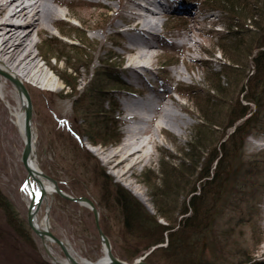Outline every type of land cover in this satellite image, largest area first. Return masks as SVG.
<instances>
[{"label":"rangeland","instance_id":"1","mask_svg":"<svg viewBox=\"0 0 264 264\" xmlns=\"http://www.w3.org/2000/svg\"><path fill=\"white\" fill-rule=\"evenodd\" d=\"M143 1L151 4L150 0ZM180 1L192 11L154 14L161 20L160 30L145 37V45L140 46L147 52L140 78L125 69L135 55L129 48L132 45L130 33L125 29L130 0H122L124 8L119 12L118 0L75 6L72 10L80 16L71 13L58 25L52 24L49 30L36 34L38 45L33 49L45 72L41 74L36 67L35 75L26 76L25 86L33 103L35 153L40 169L57 178L65 191L94 199L100 209V224L114 252L127 261L139 257L147 259L157 246H166L169 236L165 233L163 242L149 245L155 237H151L153 230L140 223L129 226L124 222L116 202V188L130 192L161 223L167 220L157 211V203L169 216L181 217L179 210L183 200L189 198L188 190L196 180L202 155L212 149L226 130L227 136L236 126L226 128L230 107L227 95L237 83L238 71L232 72L230 79L223 74L219 76L223 86L219 97L215 98L209 88L212 81L218 83L215 71H222L226 61L218 46V37L227 29L226 13L214 6L213 0ZM82 15L87 19H82ZM186 43L191 49L186 48ZM238 55L243 56L239 52ZM176 67L180 70L175 74ZM252 69L250 65L249 73ZM3 79L6 80L0 75V190L13 205L16 232L23 251L30 258L35 256L39 263L42 260L41 263L59 264L55 258L61 261L66 258L60 245L56 242L49 245L50 253L28 224L31 192L28 170L22 159L25 141L12 114L20 100L13 81L7 78L4 86ZM138 84L156 91L165 99L167 107L185 115L190 125L183 134L165 126L158 134L160 143L154 145L153 141H146L137 154L142 158L136 155L127 159L123 164L133 165L119 174L120 168L106 161V154L122 145L128 122L123 117L125 112L120 99L130 95L142 98L144 93ZM198 96L201 101L210 98V102L205 103L206 110L211 120L223 123L222 128L212 130L208 122L204 123L196 104ZM54 108L58 116L52 113ZM154 123H149L151 130ZM200 123L205 127H200ZM150 132L144 135L147 137ZM13 137L16 139L12 143L10 138ZM115 137L118 140L113 142L111 139ZM139 144L135 142L129 151L137 149ZM236 152L229 161L233 172L254 167L247 175V186L241 187L248 199L241 202L235 199L240 187L232 183H238L241 177L234 176L224 189L217 184L206 188L207 194L200 201L202 207L196 217L203 222L201 228L186 227L180 248L156 249L153 254L162 264H198V261L202 264H264V131L245 135L244 144ZM197 187L199 191V182ZM47 209L50 228L70 244L73 254L91 260L104 255L89 207L53 192L39 207L40 219L47 215ZM6 211L0 205V252H13L16 256L15 247L11 246L9 251L2 245L4 234L12 230ZM5 262L1 254L0 264Z\"/></svg>","mask_w":264,"mask_h":264},{"label":"trees","instance_id":"2","mask_svg":"<svg viewBox=\"0 0 264 264\" xmlns=\"http://www.w3.org/2000/svg\"><path fill=\"white\" fill-rule=\"evenodd\" d=\"M213 2L215 3L214 6L223 10L227 17V29L218 37V46L222 50L226 61L223 63L222 71H215L218 76V83L212 81L209 88L214 91L213 96L215 98L219 97L218 94L222 95L223 92L219 76L223 74L230 79V74L238 71V80L235 85L238 86L240 84V86L236 89L234 85L231 93L227 95V103H230V107L228 108L226 128L228 129L233 124H236V126L227 136L226 133L228 132L226 130L220 139L215 142L212 149L207 151L206 155H202L204 158L202 161L200 160V169L197 171L196 180L188 190L189 198L183 200V205L179 210V213L182 214L181 217L178 215L176 217L169 216L157 203V211L167 220L165 224L161 223L155 217L156 215L149 213L130 192L119 186L115 192L116 202L121 209L124 222L129 226L140 223L143 226L145 225L144 228L153 230L151 237H155L150 240L149 245L163 242L165 233L168 234L166 246H157L147 257L148 261L155 264H162L161 260L153 254L156 249L167 251L174 247L175 249L176 247L180 248L182 244L181 235L186 227L190 226L196 230L201 228L203 222L200 223L196 217L202 207L200 201L207 194L206 188L217 184L218 188L224 189L226 188V183L229 180L232 181L234 176L241 177L242 179L238 183H232L240 187L235 199H237V202L248 199L246 191L241 187L247 186V175L253 171L252 168L254 167L252 166L249 169L242 168V171L238 170L235 172L234 170L233 172L229 161L232 156L235 157L237 155L236 151L244 144L245 135L264 131V0H213ZM238 52L242 53L243 56H239ZM250 65L253 66V69L249 73ZM208 94L211 93L208 91ZM209 102V97L203 101L200 100L199 96L196 98V104L205 119L204 123L208 122L210 128H213L212 130H215L216 127L222 128V122L211 120V116L205 107V103ZM200 127H205V125L200 123ZM117 138L115 137V139L111 140L115 142L118 140ZM92 140L95 143L97 142L95 139ZM107 140L103 139L104 142ZM200 158L201 155L199 156ZM198 182L199 191H197ZM0 205L7 210L6 213L12 229L4 234L6 237H4L2 245H6L5 250H12L10 249L11 246L18 250L16 256L13 255V252L3 251L4 253H2L1 251L0 253L4 255L5 263L46 264L41 263L42 260L40 259L39 263L35 256L30 258L23 251L21 241L16 232L17 220L15 219V212L12 210L13 205L1 190ZM6 229L9 230V228ZM13 257L15 262H13ZM198 264L202 263L198 261Z\"/></svg>","mask_w":264,"mask_h":264},{"label":"bare ground","instance_id":"3","mask_svg":"<svg viewBox=\"0 0 264 264\" xmlns=\"http://www.w3.org/2000/svg\"><path fill=\"white\" fill-rule=\"evenodd\" d=\"M118 1L119 5L117 9L119 12V9L124 8V5L122 4V0ZM130 2L131 6L126 8L130 15L126 19L125 29L130 33L131 37L129 38V41L132 45H130L129 48L135 55L133 58L129 59L125 69L131 71L135 76L140 78L144 71L141 66H144L147 62V60H144L147 52L142 50L140 46L145 45V37H148L154 32H159V24L161 20L154 17V14L159 13L149 8L147 6L148 4L143 0H130ZM159 2L161 3L160 0ZM93 3L99 4L101 3V0H0V68L17 77L24 85L26 82V76H33L37 73L35 69L36 67L41 74L45 72L44 67L40 66L37 54L34 53L33 49L34 46L38 45L35 37L36 34L38 35L41 32L43 33V31L49 30L52 24L58 25L59 22L64 21V18L71 13L80 16L78 12L72 10L75 6L82 4L92 5ZM150 3V7L160 5L157 0H150ZM81 18L87 19L86 16ZM114 24L117 25V23ZM187 45L186 48L191 49V46L188 45L187 47ZM179 70L180 69L176 67L175 74L176 71L179 72ZM0 75H3L6 79H3L1 82V84L5 86L8 83L7 78L9 77L2 71H0ZM56 91L60 92L61 90L56 89ZM17 93L20 104L13 109L12 114L13 120L25 141V139H27V134L25 131L26 122L24 103H27V98L22 93L20 94L18 88ZM151 97H154V95L151 94ZM156 97L158 98L156 99ZM156 97L148 98L147 95H143L142 98H137L130 95L127 96L126 101L122 103V109L123 112H125L123 117L128 122L126 136H124V140L120 147L111 149L108 154H106V161L111 162L113 167L117 166L120 168L119 174H124L131 168L133 163H123L127 159L136 157V155L139 154V151L143 150L146 141L151 140L154 145L160 143L158 134L166 129L165 126L183 134L186 131V128L190 125V120H188L185 115L175 111L173 108L167 107L165 99L157 96V93ZM168 97L172 98L171 95ZM179 105L182 104L179 103ZM52 113L58 116V112L55 108ZM150 121L155 122L152 130L149 124ZM31 130L32 139H36V126L32 118ZM149 130H151V132ZM147 132L150 133L146 137L144 133ZM10 139L13 143L16 138L13 137ZM137 141L140 142L137 149L129 151L132 145ZM35 152L36 147L34 143L33 150L30 153L29 162L34 168L40 169ZM137 158L141 159L142 156L137 155ZM42 180V183L48 192L47 195L53 194L55 191L53 189L52 181L44 177H42ZM34 187L38 192V184H35ZM135 190L139 195L141 194L139 190ZM141 198H143L142 194ZM37 213V223L50 226V220H47L46 216L42 217V219L39 218V208ZM46 243L49 247L54 241L50 238H46ZM65 243L70 246L67 241H65ZM84 259L87 263L91 264L101 262L105 259V252L104 255L97 260Z\"/></svg>","mask_w":264,"mask_h":264},{"label":"water","instance_id":"4","mask_svg":"<svg viewBox=\"0 0 264 264\" xmlns=\"http://www.w3.org/2000/svg\"><path fill=\"white\" fill-rule=\"evenodd\" d=\"M0 71L5 73V75L8 76L13 81V83L17 86L20 94L22 93L27 98L26 100L27 103H24L25 122H26L25 131L27 134V139H25V146H24L23 155H22L23 163L28 170L27 183L29 185L30 192H31V198L28 202L27 220H28V224L31 227V229L41 237L43 244L45 248L47 249V251L51 253L46 243V238H50L54 242L60 245V247L62 248L66 256L64 261H61L58 258H55L57 263L59 264H85V263L91 264V263H87L85 259H79V257L73 254L71 252L70 246H68V244L65 243L64 239L56 235L52 231L49 225L47 224L40 225L39 223H37L36 214H37L38 208L41 206L43 200H45L47 193H48L45 186L42 183L43 181L42 177L47 178L48 180L52 181L54 191L58 192L60 195L64 196L65 198L71 199L73 201L79 202L82 205H86L93 210L97 230L102 240L103 248L105 252L104 261L97 262L94 264H155V263L148 261L145 257H139L131 261H127V260H123L119 258L113 250V245L111 243V240L108 234L104 231L103 227L100 224V211L94 199L91 198L89 195H85V194L74 195V194H71L65 191L60 186L59 180L57 178H54L50 176L49 174L45 173L44 171H42L41 169L34 168L32 166V164L29 162L30 153L33 150V145H34V142H33L34 139H32V130H31L33 103H32L30 93L28 89L25 87V85L22 83V81L19 80L17 77L13 76L11 73L1 68H0ZM34 182L38 184V188H39L38 192L36 191L34 187ZM46 218L47 220L49 219L48 209H47Z\"/></svg>","mask_w":264,"mask_h":264}]
</instances>
